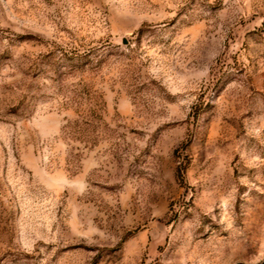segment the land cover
Returning <instances> with one entry per match:
<instances>
[{"label":"rangeland","instance_id":"obj_1","mask_svg":"<svg viewBox=\"0 0 264 264\" xmlns=\"http://www.w3.org/2000/svg\"><path fill=\"white\" fill-rule=\"evenodd\" d=\"M0 264H264V0H0Z\"/></svg>","mask_w":264,"mask_h":264}]
</instances>
